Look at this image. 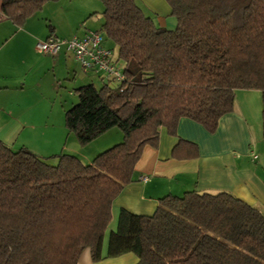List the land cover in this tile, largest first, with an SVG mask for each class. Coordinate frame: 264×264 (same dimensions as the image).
Instances as JSON below:
<instances>
[{
	"label": "trees",
	"instance_id": "trees-1",
	"mask_svg": "<svg viewBox=\"0 0 264 264\" xmlns=\"http://www.w3.org/2000/svg\"><path fill=\"white\" fill-rule=\"evenodd\" d=\"M59 0H0L17 27ZM101 31L118 47L126 81L74 90L79 101L65 125L82 146L112 129L124 141L91 165L68 154L49 164L0 140V264H78L89 248L103 260L114 201L133 183L159 130L177 136L188 118L214 134L233 113L237 90L262 93L264 136V0H165L175 31L158 27L136 0H99ZM199 157L180 140L176 160ZM133 253L138 264H264V214L230 193L166 196L151 216L122 210L108 257Z\"/></svg>",
	"mask_w": 264,
	"mask_h": 264
},
{
	"label": "crops",
	"instance_id": "crops-1",
	"mask_svg": "<svg viewBox=\"0 0 264 264\" xmlns=\"http://www.w3.org/2000/svg\"><path fill=\"white\" fill-rule=\"evenodd\" d=\"M64 1L69 3V10L66 13L69 15L67 21L70 24L68 22L67 28L61 27L54 19V15L46 13L47 7L51 4L59 7ZM97 1H51L41 12L28 19L23 27H17L4 15L0 17V140L10 148H14V137L18 133L29 130L35 132L39 128H45L49 133L58 135V140L59 134L63 140L66 139L58 151L51 153V158L57 154H68L78 157L85 165H91L98 155L123 141V132L115 128L104 134L103 138H100L102 140L91 144L94 146L89 145L85 150H79L77 144H71L73 138L65 125V114L71 107L65 110V106H61L63 118L60 119L57 128L55 123L41 122V112L35 109L37 100L30 94L34 88L38 90L43 88L44 79L48 76L44 73L40 77L44 66L49 69L51 67L53 84L57 82L58 87L62 88L61 93L58 92L61 104L66 103L67 98L78 99L74 94L75 89L89 84L96 86L93 80L95 76L102 82L103 77L99 74L83 72L74 56L65 49L57 57L43 55L36 49L39 42L45 41L52 34L62 39H71L76 35L82 37L90 31H101L104 22L99 26L91 22L95 14L102 12ZM136 3L158 27L168 31L176 30L177 19L172 15V9L165 0H136ZM106 47L110 48L107 42ZM118 65L121 68L126 67L120 60ZM82 73L91 81L84 83L85 81L81 80L84 76ZM48 86L46 82V87ZM54 87L55 91H58V87L55 85ZM77 103L78 101L75 105ZM262 114L263 101L260 91L237 90L234 112L221 118L214 134L188 118L179 121L176 137L170 136L167 128L161 127L158 147L147 146L144 149L142 158L135 168L133 183L126 186L114 201L112 223L120 217L122 210L134 215L151 216L156 212L162 198L169 195L183 197L188 192L212 195L230 193L264 214ZM56 140L57 138L48 143V149L57 148L60 141L56 144ZM180 140L196 144L199 148V157L192 160L174 159L173 150ZM143 176L149 180L143 182L141 180ZM109 240L105 234L102 261L94 262L91 250L87 248L78 264L139 263V258L133 253L109 258L107 256Z\"/></svg>",
	"mask_w": 264,
	"mask_h": 264
},
{
	"label": "rangeland",
	"instance_id": "rangeland-1",
	"mask_svg": "<svg viewBox=\"0 0 264 264\" xmlns=\"http://www.w3.org/2000/svg\"><path fill=\"white\" fill-rule=\"evenodd\" d=\"M98 1H97V4H99V6H101V11L103 12V9H104L103 3H100ZM56 2H58V1H56ZM68 6H69V3L67 1H64V3L59 5V7H56V5L51 4L50 7H47L48 9L46 10V13H47V15H51V14H52V16L54 15V19L57 21V23L61 27L67 28L68 22H69V21H67V17L69 15L66 13L67 10H69ZM102 12H100L98 14H95L92 17L91 22L93 24H96L97 26L102 25V24H100V23L104 22V18H103ZM69 24H70V22H69ZM45 26L47 27V24ZM106 42H107V46H109L111 49H113L115 51V55H117L118 54L117 45L114 42L110 41V40H106ZM37 66H38V64H37ZM37 70H38V68H37ZM44 73H46L48 76L46 77V79H44L45 82H44L43 88L41 90H38V89L34 88V90H31L30 94L33 96V98H36V100H37L35 102V107H36L35 109L37 111L41 112V117H40L41 122H44V123L49 122L50 124L55 123L56 127L58 128L59 127L58 123L60 122V119L63 118V108H61V106L64 105L65 106L64 109L67 110V109H69V107L72 108L75 105L76 101H79V99L71 100L70 98H67L66 99V103L62 102L63 104H61L59 93H61L62 88L58 87V85L56 84L57 82H55L53 84V80H52L53 79V70L51 69V67L49 69V68H46L44 66V67H42V74L40 75V77ZM82 75H84V76L82 77L81 80L85 81L84 83H88L89 81H91L90 78H87L85 73H82ZM37 80L38 79L36 78V81ZM93 80H94V82H95V84H96V86L98 88L101 87L102 82L100 81L98 76H95L93 78ZM46 82L49 85L48 87H46ZM54 85L58 87V89H57L58 91H55ZM110 85L111 86H116V84L114 82H110ZM64 86H65V84H64ZM39 95H41L40 99H38ZM42 95H44V98H42ZM67 134H69V133H66V135ZM63 135L64 134H62V136ZM71 135H72V138H73L72 139L73 141L71 142V144L72 143L73 144L74 143L77 144L76 146L78 147V149L79 150L81 149L82 151L85 150V148L87 146L91 145L92 143L99 142L97 140H102L100 138H103V136H104V135H102L101 137H99L98 139H96L95 141L90 143L89 145L82 146L79 143V141H78L77 137L75 136V134L71 133ZM57 136L58 135H56V134L49 133V131L46 130L45 128H39V130H37V131L35 130V132L29 130V131L24 132V133L23 132L22 133H18L14 137L15 144L13 145V147H14L13 150L18 151L21 148H26V149L30 150L31 152H33L34 154L38 155L39 157L49 158L48 159L49 164L55 165L54 163H58V161H57V159L53 158V156H55V155H53L52 158L50 157V155H51L52 152L58 151L60 149V147H62V145L66 141V139L65 140L62 139L60 134H59V140H58ZM122 137H124L123 134H122ZM55 138H57L56 144H58L59 141H60V143L58 144L57 148L54 149V150H51L50 148L48 149V147H49L48 143L50 141H53ZM105 138H107V137H104V139ZM123 141H124V139H123ZM91 146H94V145H91ZM88 148H90V147H88ZM111 148H109V149H111ZM65 153H68V152H65ZM57 155H59V154H57ZM118 222H119V217L116 218V220L108 227V229L106 231V237L108 239H110L111 234L117 230V226H115V225H118Z\"/></svg>",
	"mask_w": 264,
	"mask_h": 264
},
{
	"label": "built area",
	"instance_id": "built-area-1",
	"mask_svg": "<svg viewBox=\"0 0 264 264\" xmlns=\"http://www.w3.org/2000/svg\"><path fill=\"white\" fill-rule=\"evenodd\" d=\"M106 40L102 31H90L82 37L76 35L71 39H62L52 34L45 41L39 42L36 49L49 57H57L65 49L74 56L83 72H94L120 86L126 81L125 68L118 65L115 52L106 47ZM254 158L257 159V156ZM141 180L147 182L149 178L143 176Z\"/></svg>",
	"mask_w": 264,
	"mask_h": 264
}]
</instances>
